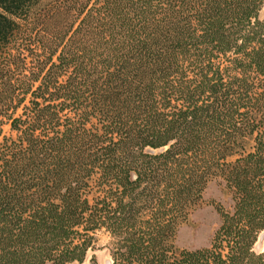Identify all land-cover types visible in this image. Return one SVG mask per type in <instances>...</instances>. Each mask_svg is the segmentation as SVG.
<instances>
[{"label": "trees", "instance_id": "trees-1", "mask_svg": "<svg viewBox=\"0 0 264 264\" xmlns=\"http://www.w3.org/2000/svg\"><path fill=\"white\" fill-rule=\"evenodd\" d=\"M263 5L0 0V264H85L101 230L111 264H264ZM215 177L233 210L177 249Z\"/></svg>", "mask_w": 264, "mask_h": 264}, {"label": "rangeland", "instance_id": "rangeland-1", "mask_svg": "<svg viewBox=\"0 0 264 264\" xmlns=\"http://www.w3.org/2000/svg\"><path fill=\"white\" fill-rule=\"evenodd\" d=\"M260 18L264 19V5L260 11ZM5 133L9 134V126H5ZM246 150H251L253 141L248 138L245 141ZM236 156L230 157V160ZM234 201L232 193L226 187L221 177L210 180L205 188L202 199L189 212L186 219L178 224L175 234V246L179 250H197L209 247L213 241L215 230L221 222V208L232 211ZM111 238L107 232L101 230L95 236L93 249L89 250L85 264H109L111 262L109 244ZM258 252L264 251V231L260 234L255 245ZM94 261L91 262V257Z\"/></svg>", "mask_w": 264, "mask_h": 264}, {"label": "bare ground", "instance_id": "bare-ground-1", "mask_svg": "<svg viewBox=\"0 0 264 264\" xmlns=\"http://www.w3.org/2000/svg\"><path fill=\"white\" fill-rule=\"evenodd\" d=\"M109 264H111V262Z\"/></svg>", "mask_w": 264, "mask_h": 264}]
</instances>
